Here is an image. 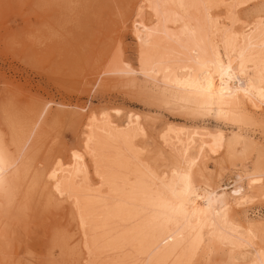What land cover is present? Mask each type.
<instances>
[{
	"label": "bare ground",
	"instance_id": "bare-ground-1",
	"mask_svg": "<svg viewBox=\"0 0 264 264\" xmlns=\"http://www.w3.org/2000/svg\"><path fill=\"white\" fill-rule=\"evenodd\" d=\"M222 1L233 2L136 0L133 6L145 33L143 53L158 69L154 79L190 93L199 104L226 110L231 116H242L246 110L264 113V16L245 20L243 9L222 15L218 10ZM261 4L264 0L254 1V6ZM92 120L97 122L86 135L84 148L95 170L93 182L80 186L74 181L64 199L55 200L58 205L65 201L66 211L53 227L59 231L66 226L70 235H60L61 230L55 236L51 230V238L66 264H212L219 252L222 261L214 259V264L264 261V219H241L236 214L255 197H264V165L248 171L219 164L209 170L202 163L210 153L222 164L235 158L233 133H200L205 140L197 145L195 157V137L170 124L159 135L160 163L155 155L145 156L144 148L137 149L138 121L119 128L115 121L97 116ZM212 138L216 143L210 146ZM0 145H8L1 133ZM7 158L4 154L0 161V173H5V183L0 185L11 188L17 184L14 179L22 184L27 177L22 180L20 173H9L14 160L5 162ZM2 188L0 193L10 198L12 192ZM30 190L24 196L28 203L33 200ZM49 192L47 196L54 197Z\"/></svg>",
	"mask_w": 264,
	"mask_h": 264
},
{
	"label": "rangeland",
	"instance_id": "rangeland-1",
	"mask_svg": "<svg viewBox=\"0 0 264 264\" xmlns=\"http://www.w3.org/2000/svg\"><path fill=\"white\" fill-rule=\"evenodd\" d=\"M135 1L0 0V133L8 142V147L3 146L4 154L9 155L5 162L14 160L8 172L20 173L22 180L27 177L22 184L14 179L17 184L11 188L0 185L12 192L11 199L0 193V264H66L61 248L52 239L58 231L54 223L66 211L65 201H60V206L57 202L67 195L70 183L81 186L93 182L95 170L84 148L97 122L93 116L112 124L115 121L119 128L138 121L141 134L136 137L140 141L137 149L144 148L145 156L155 155L160 163L159 135L173 124L195 137V157L197 145L205 140L200 133L230 132L236 136L237 160L231 158L222 164L209 151L202 160L209 170L224 165L252 171L256 165H264L263 112L246 110L242 116L250 117L247 122L245 117L199 104L190 93L153 78L158 69L143 53L145 33ZM254 1H222L218 10L227 15L229 10L243 9V19L251 20L260 14V5L254 6ZM46 102L42 115L38 114ZM210 143L216 142L212 138ZM4 175V171L0 173V184L5 183ZM225 179L231 180L230 173ZM29 190L34 204L24 198ZM49 190L54 197L47 196ZM253 201L236 211L241 219H264V197ZM63 227L60 235L66 231ZM214 259L221 262L222 254L214 255L215 263Z\"/></svg>",
	"mask_w": 264,
	"mask_h": 264
},
{
	"label": "snow or ice",
	"instance_id": "snow-or-ice-1",
	"mask_svg": "<svg viewBox=\"0 0 264 264\" xmlns=\"http://www.w3.org/2000/svg\"><path fill=\"white\" fill-rule=\"evenodd\" d=\"M259 12L261 16H264V4H261L259 6ZM5 132H7V127H5ZM9 147H11V145H9ZM3 155H4V147L3 145H0V161H2ZM261 264H264V261H262Z\"/></svg>",
	"mask_w": 264,
	"mask_h": 264
}]
</instances>
